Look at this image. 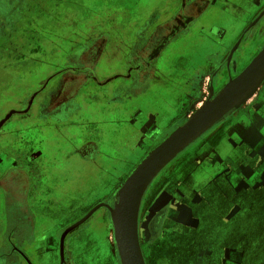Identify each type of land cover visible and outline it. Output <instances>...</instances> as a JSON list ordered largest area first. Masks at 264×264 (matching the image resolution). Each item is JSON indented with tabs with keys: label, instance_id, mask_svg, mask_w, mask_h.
<instances>
[{
	"label": "flooded vegetation",
	"instance_id": "flooded-vegetation-1",
	"mask_svg": "<svg viewBox=\"0 0 264 264\" xmlns=\"http://www.w3.org/2000/svg\"><path fill=\"white\" fill-rule=\"evenodd\" d=\"M221 5L238 6L247 18L231 16ZM165 7V19L155 16L137 24L134 40L130 47L125 45L120 57L107 48L102 52L96 42L81 47L70 56L67 66L47 78L29 112L14 115L1 129V212L6 231L26 232L27 246L36 245L33 234L37 223L33 216L42 210L50 217L43 222V232L48 235L39 241L55 244L60 252L61 238L68 228L62 227V221L52 218V214L53 205L59 201L56 200L63 196L60 192L64 185L70 183L63 178L64 168L76 167L81 159L97 166L101 155L98 144L89 139L78 146L76 138L69 135L70 125L85 113L83 106L88 105L84 102L104 100L110 104L115 98L118 104L126 105L137 91L145 93L158 85L173 84L162 74L168 53L171 62L166 69L173 77L180 74L183 81L182 84L176 80L177 86L182 84L178 101L169 112L159 114L139 131H132L146 145L139 144V149L150 152L182 125L202 101L210 99L212 91L214 97L230 79L237 77L251 63L244 64L247 57L252 61L264 48V0H167ZM224 14L229 15L224 18ZM217 22L225 32L216 26ZM208 23L210 29L203 26ZM106 56L119 63L117 72L104 78L96 72ZM96 86L101 92H93ZM40 97L37 119L46 130L58 135L62 140L56 139L58 142L68 146L60 147L59 143L46 147L47 151H35L33 143L22 141V133L17 130L25 120L6 130L14 117H35L32 112ZM28 101L15 110H26ZM166 120L172 122L160 127L159 122ZM231 130L235 131L233 135ZM214 132L222 136L216 149L220 150V158H207L212 171L205 181L191 180L185 184L170 175L171 165L181 153L144 195L139 238L146 264H264V250L255 243L258 230H250L251 225L264 224V81L245 108L226 116L188 148L192 150ZM114 197L108 202L112 203ZM158 203L161 208L152 215ZM85 230L86 227H79L66 237L58 264H77L72 245ZM109 231L113 236L111 224ZM112 240L113 237H107L108 243ZM112 244L115 247L114 240ZM14 250L13 254L21 256L24 264H36L33 252L18 247Z\"/></svg>",
	"mask_w": 264,
	"mask_h": 264
},
{
	"label": "rangeland",
	"instance_id": "rangeland-1",
	"mask_svg": "<svg viewBox=\"0 0 264 264\" xmlns=\"http://www.w3.org/2000/svg\"><path fill=\"white\" fill-rule=\"evenodd\" d=\"M166 1L0 0V121L11 110L22 108L34 93H39L47 78L67 66L70 56L81 47L96 42L102 52L107 48L117 53L115 57H120L125 52V45L129 46L134 40L138 23L155 16L165 19ZM170 60L169 56L166 57L165 63L169 64ZM113 61L117 60L104 59L97 75L104 78L114 75L119 62ZM249 62L251 57H247L244 64ZM97 88L93 92H101ZM40 101L41 97L37 98L36 109L32 112L35 117H14L12 125L6 128L12 130L14 127L11 126L16 122L25 120L17 130L22 133V141H31L38 152L62 143L58 142L61 140L58 135L50 129L46 130L37 119ZM83 104L90 105V109L83 106L85 113H81L75 124L70 125L69 135L76 138L78 146L89 139L96 142L101 155L95 167L81 159L76 167L64 168L63 178L69 179L70 183L64 185L63 192H60L63 196H59L53 209L65 228L80 221L101 203L114 204V201L111 203L108 200L115 196L133 170L155 148L143 153L138 147L139 144L146 146L143 140L138 136L130 139L133 133L128 131L125 121L131 115H126L125 121H122L121 115L111 114L105 109L104 100ZM170 122L166 120L159 125L163 128ZM89 131L92 134L89 135ZM165 139L159 140L160 143ZM61 146L68 145L63 142ZM1 210L0 205V235L8 229L2 224ZM101 213L107 215V222L102 219L105 216ZM109 218V210L101 208L81 226L86 230L72 245L77 264H118L116 251L115 255L107 241V228L111 224ZM256 229L255 243L264 250V224L250 226L251 231L256 232ZM90 241L95 244H90ZM49 254L53 255L52 259L57 264L61 253Z\"/></svg>",
	"mask_w": 264,
	"mask_h": 264
},
{
	"label": "water",
	"instance_id": "water-1",
	"mask_svg": "<svg viewBox=\"0 0 264 264\" xmlns=\"http://www.w3.org/2000/svg\"><path fill=\"white\" fill-rule=\"evenodd\" d=\"M264 81V48L251 63L213 97L202 101L199 108L163 142L155 147L133 170L115 194L114 204L101 203L84 218L70 226L61 238V257L66 237L86 223L98 210L107 208L110 213L113 240L120 264H146L139 238V213L148 188L158 175L183 151L195 143L226 116L249 102ZM34 93L26 110H11L1 121L3 126L17 114L28 113L37 97Z\"/></svg>",
	"mask_w": 264,
	"mask_h": 264
},
{
	"label": "crops",
	"instance_id": "crops-1",
	"mask_svg": "<svg viewBox=\"0 0 264 264\" xmlns=\"http://www.w3.org/2000/svg\"><path fill=\"white\" fill-rule=\"evenodd\" d=\"M237 7L238 6L233 5V8H230L228 6L221 5L222 10L229 13L231 16H238L243 19H246L247 15L241 12L240 8ZM229 14H224V18L228 17ZM209 23L204 24L203 26L207 27V29H210L211 25ZM216 26L218 28L220 27L221 32H225L226 29L221 28L223 27V25L220 22H217ZM166 57L168 58V53ZM165 66L166 68H168L167 64ZM166 68L162 70V74L165 76V78H167L168 82V79H171L174 82L173 84H171V82L169 83V85L168 83H166V87L158 85L156 87H152L150 91L145 93L142 90L137 91L134 98L130 100L129 103L126 105L122 103H119V105L118 101H116L115 98L110 101V104L105 103V109L108 110V112H110L111 114L121 115L122 121H125L126 115H131L130 119L128 121H125L126 125L128 126V131H139L146 123H148L149 121H154V118L159 114L161 115L167 110V112H169L170 106L178 101L177 97H179L180 95V91L178 90V88L182 87V77L180 74H175V77H173L170 74L169 69ZM176 80L182 81V84L177 86L178 83L176 84ZM147 100L149 101L148 103H146ZM248 103L249 102H247L239 110L245 108ZM234 132L235 131L231 130L229 133L230 135H233ZM219 135L220 133L214 132V134L210 135L205 141L200 143V145L194 146L192 150L187 148L185 152H182L183 154H181L178 160L171 165L170 175L173 178L175 177L181 180L185 184L189 183V181L191 180L205 181L209 177V173H211L212 171L211 163L208 161L207 158L209 156H213L215 159L220 158V150H216L218 149L217 147L222 143V136ZM133 137H135V135L130 136V139ZM35 204H37V206L42 205L41 203ZM161 205V203H158L152 209V215L159 211ZM34 213L35 215L33 217L36 220L37 228L36 232L33 234V239L34 241H36V245L27 246V234L24 231L19 233H12L9 230L4 231V233L0 235V264H24L23 260L21 259V256H18L15 253V255L13 254V252L15 251V247H18L25 252H33V257L37 260L36 264H56L52 259L53 255H50L49 253L58 252L57 246L52 243L44 245L42 242L39 241L43 239L45 235H48L47 232H43V222L45 223L46 221H48L50 215L45 214L44 212H42V210L40 212ZM102 213L100 215H102ZM1 215L3 220L2 223H4L5 226V217L3 213ZM102 216H105V218H107V215L105 213ZM52 218H57V212L54 211V214H52ZM11 223L13 222L11 221ZM109 232V228H107L108 236H110ZM90 244H93V242L90 241ZM109 246L111 247V250L114 253L115 247L113 246L112 242L109 243ZM2 252L3 254H1ZM47 258H49L48 261Z\"/></svg>",
	"mask_w": 264,
	"mask_h": 264
}]
</instances>
